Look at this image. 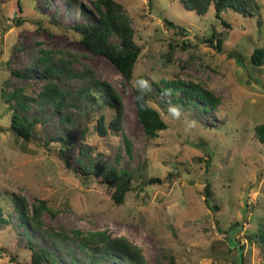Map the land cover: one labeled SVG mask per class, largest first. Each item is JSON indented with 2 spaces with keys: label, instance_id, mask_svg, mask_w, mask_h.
<instances>
[{
  "label": "rangeland",
  "instance_id": "1",
  "mask_svg": "<svg viewBox=\"0 0 264 264\" xmlns=\"http://www.w3.org/2000/svg\"><path fill=\"white\" fill-rule=\"evenodd\" d=\"M93 1L0 0V200L6 218L0 219V264H30L32 251L42 248L55 260L44 264H127L110 257L91 262L79 237L95 232L138 246L144 264H264V245L256 240L264 235V141L256 131L264 125V65L250 62L254 48L264 45V0H256L255 17L223 12L230 27L213 6L199 15L181 0H115L141 46L129 81L73 28L99 17ZM213 33L226 37L222 52L206 42ZM109 40L120 43L114 35ZM44 51L49 63L65 61L70 70L43 76L38 59ZM171 80L200 85L214 104L176 108L162 89ZM50 81L67 93L62 110L38 100L20 109L18 94L36 97ZM95 82L107 83L120 106L119 129L104 136L95 120L101 114L109 120L113 112L76 95L88 86L100 91ZM147 84L155 97L150 104L167 124L154 138L137 119L133 92ZM5 99L37 119L28 140L11 129ZM101 165L133 174L123 203L97 180ZM151 177L161 181L146 183ZM12 194L24 198L28 218L33 205L45 202L38 230L6 202ZM48 232L70 239L55 243Z\"/></svg>",
  "mask_w": 264,
  "mask_h": 264
},
{
  "label": "trees",
  "instance_id": "2",
  "mask_svg": "<svg viewBox=\"0 0 264 264\" xmlns=\"http://www.w3.org/2000/svg\"><path fill=\"white\" fill-rule=\"evenodd\" d=\"M93 3L99 11V17L91 22H80L73 28L80 34L81 42L92 53L106 57L118 69L124 79L129 81L132 78L135 63L141 52V46L134 39V30L130 26L127 17L123 14L124 8L115 0H94ZM181 3L186 9L193 10L199 15L205 14L208 8L213 6L216 17L221 18L223 23L229 27L231 26L230 23L222 18L223 12L233 11L244 17H255L259 14V5L256 0H181ZM18 4L19 7L22 6L20 1H18ZM166 21L168 24H173L172 21ZM110 35L117 36L120 43L111 42L109 40ZM214 38L217 40L216 44H213ZM225 39V36L213 33L211 37L206 39V42L215 47L217 51L222 52ZM38 60L43 63L40 69L43 76H59L62 71L70 70L68 62L62 61L61 66L49 63L50 58L47 51H44ZM250 62L254 66L264 65V45L254 48L251 53ZM30 66L33 70L37 68L36 63H32ZM15 74L20 77L23 76L19 71H15ZM95 84L100 87V91H94L92 90L93 86H88L80 89L76 95L95 103L100 102L101 104H105L113 112V117L109 120L105 118L104 114L99 115L95 120L97 133L100 136H104L108 130L117 131L119 129L120 106L113 89L107 83L95 82ZM162 89L165 92L170 91L172 94L170 102L176 108L183 110L189 109L191 104L198 106L197 104L199 102L204 103L203 108L207 109L209 108V104L213 105L215 102V99L210 95L209 91L193 82L184 83L180 80H171ZM178 90H181L182 93L176 94ZM133 92L137 109V119L142 125L145 134L150 138L158 136L160 131L167 128V124L162 119L160 112L150 104L152 98L155 97L149 84L145 88L137 86L133 89ZM66 98L67 93L54 81L45 84L36 97L19 94L16 97L21 110H26L30 107V100L49 103L54 108L62 110L66 104ZM5 101L9 102L7 99ZM8 104L11 129L22 138L28 140L37 123V119H28L25 115H21L10 102ZM61 117L67 122L71 119L66 113H63ZM256 131L261 141H264V125L256 126ZM66 148V146L63 148L60 147L59 152L63 153ZM90 168H93V163H90ZM75 173L77 175L84 174L82 169L75 170ZM133 178V174L127 170H117L113 166L106 167L104 165L98 168L97 180L100 183H107L113 187L111 198L116 204L123 203L125 195L131 189ZM160 181L161 179L159 177H151L146 183L153 184ZM205 188L207 197L211 196L212 191L209 184ZM6 202L18 211L22 222H27L30 219L29 221L34 230H38L35 222H37V216L41 209L45 206L44 201L39 200L38 204L33 205L34 214L31 218H28L26 212L27 203L24 198L12 194V196L7 197ZM211 206L217 208L216 204ZM4 212V204L0 200V219L4 218L6 220ZM6 214L9 215V213ZM47 234L53 238L55 243L58 241L61 244H65L66 240L70 239L64 234L60 235L52 232H48ZM79 240V246L87 253L91 262L96 263L100 258L110 257L120 258L127 264H144V258L140 248L130 243L124 237H110L106 232H95L80 236ZM256 240L264 245V235L261 234ZM60 246L63 247V245ZM54 261L51 251L42 248L40 251H32L30 264L53 263Z\"/></svg>",
  "mask_w": 264,
  "mask_h": 264
}]
</instances>
